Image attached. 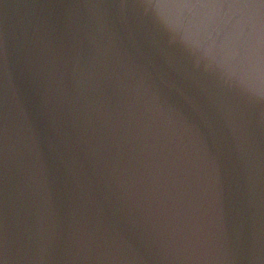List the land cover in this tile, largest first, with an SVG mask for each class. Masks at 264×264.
Here are the masks:
<instances>
[{"label":"water","instance_id":"obj_1","mask_svg":"<svg viewBox=\"0 0 264 264\" xmlns=\"http://www.w3.org/2000/svg\"><path fill=\"white\" fill-rule=\"evenodd\" d=\"M0 264H264V0H0Z\"/></svg>","mask_w":264,"mask_h":264}]
</instances>
